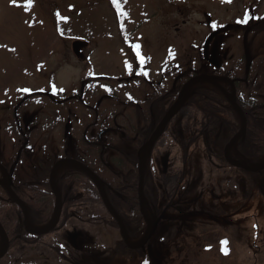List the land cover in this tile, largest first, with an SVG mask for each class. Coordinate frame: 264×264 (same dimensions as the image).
Segmentation results:
<instances>
[{"label": "rangeland", "instance_id": "rangeland-1", "mask_svg": "<svg viewBox=\"0 0 264 264\" xmlns=\"http://www.w3.org/2000/svg\"><path fill=\"white\" fill-rule=\"evenodd\" d=\"M119 1L123 8L121 15L114 11L117 0H31L30 3L29 0H0V136L5 126L1 117L6 112V105L11 103L12 110L13 104L20 99L17 91L23 88H40L59 100L72 95L73 89L79 92L80 83L85 82V90L94 89V93L84 94L88 102L84 116L90 114L89 118H93L94 114H102L106 124H119L122 131L130 127L129 134L133 125L139 129L148 125L151 98L147 94L156 81H162L159 88L162 91L179 89V92L186 83L183 84L185 77L196 71L227 78V72L233 71V65H236V72L245 73L246 70L249 74L238 84V89L249 87L254 94L248 97L244 90V97L254 103L262 100L264 51L261 44L259 48L258 41L264 38V32L261 33L259 28L264 25V0ZM247 7L256 16L255 20L239 24L241 30L238 34H224L236 27L233 23L245 20L243 13ZM212 29L217 31L216 36L211 37L209 49L214 44L216 53L213 57L219 63L214 71L207 69V65L201 68L202 44ZM216 43H219L218 51ZM133 56H138L136 60L140 62H136ZM253 58H257L256 61H252ZM15 94L18 97L12 98ZM39 94L31 92L30 105L20 106L21 129L26 119L30 120L28 129L34 135L40 132L39 129L49 128L48 131L56 134L53 148L66 144L67 134L70 138H79L81 119H84L79 110L81 106L72 100L58 105ZM236 94L239 95L237 91ZM237 99L235 104L243 115ZM44 100L47 104L40 105ZM94 105L97 106L96 112ZM179 109L173 114L168 134L164 136L171 141L168 150L172 151L170 156L174 159H168L165 148L145 157L144 167L147 169L152 162L149 166L154 171L157 185L154 214L162 215L156 224V235L148 242L149 249H144L141 254L120 247L117 228L110 224L106 215H98L106 214L101 202L84 196L73 201L67 213L71 217L63 219V225L56 233L41 239L43 246H25L22 253L24 264H39L42 259L36 258V254H44L48 259L53 256L54 264H264V196L261 195L264 181L247 182V177L243 180L232 173L233 169L218 166L221 157L207 151L213 147L215 136L199 133L196 125L183 121L187 117L178 116ZM185 113L188 116L190 110L186 109ZM56 114L61 115V121L55 125L60 133L67 132L65 135L61 133L60 137L52 131L53 127L43 128L49 122L45 121L47 117ZM23 115H27L25 120ZM74 117L77 120L74 121ZM182 127L186 130L183 131ZM191 135L193 137H189ZM182 139L188 140L184 158L179 145ZM174 146L180 151L173 149ZM109 156L112 158L111 152ZM111 168L114 169V163ZM129 168L130 172L138 171L135 167ZM178 174H182L179 179ZM27 177L25 180L32 182L29 186H36L33 177ZM114 177H119L116 172ZM176 179L180 183L178 186L186 187L191 195L186 198L191 206L182 205L183 210L177 212L163 206L166 197L171 196L172 202L176 200L177 190L173 192L171 188ZM215 190L233 197L230 202L237 206H227L224 197H221V203L216 201L228 212L226 223L216 216L213 221L188 214L197 209L203 211L205 200ZM25 191V199L29 198L27 191L30 197L33 196L29 188ZM75 192V196L82 195V192ZM11 193L16 194L12 188ZM136 197L140 196L136 194ZM9 198L19 210L16 197ZM55 204L54 197L52 207ZM144 205L149 213L147 209L151 207L147 199ZM13 212L8 214L10 218H13ZM66 225L72 226L77 233L70 230L64 233ZM144 230V227L140 228L137 235ZM192 233L195 236L191 237ZM130 238L132 241L140 239L134 235ZM223 241L227 243L223 244ZM14 255L17 257V253ZM11 259L7 255L1 264H7Z\"/></svg>", "mask_w": 264, "mask_h": 264}, {"label": "flooded vegetation", "instance_id": "flooded-vegetation-1", "mask_svg": "<svg viewBox=\"0 0 264 264\" xmlns=\"http://www.w3.org/2000/svg\"><path fill=\"white\" fill-rule=\"evenodd\" d=\"M260 32H264V25H261ZM235 66L236 65H233V71L227 72V78L231 79L232 83L229 81H221L218 84L203 86L210 95L207 99L205 98L204 100L203 98L195 99L194 95L198 93V91L194 90V92L185 100V102L180 107L178 116L183 115L184 117H187L184 118L183 121L189 124L193 123V125H196L199 133L204 134L207 137H210L211 135L215 136L214 140L212 139L213 147L211 149H207V151L211 154H214L215 156L221 157L219 162H217L218 166L222 168L233 169V174L239 175L243 180L244 177H247V182L252 180L263 182L264 168L259 171H250V169L260 165L264 161V94H262L263 96L260 97V99L262 100L257 103L251 102L250 100L246 99L244 97L245 92L248 97H251V94L254 93L248 90L250 89L249 87H244L242 90H239L238 84L242 83L243 80H245L246 75L249 74L246 73V70L245 73L244 71L236 72ZM178 69L179 68H177V70ZM185 81L186 80L184 79V82ZM84 83L85 82H82L79 92H71L72 95H66V97L59 100L51 97V94H49L50 92L40 91V94L36 92V94H39L42 97L45 96L47 100L50 99L52 102L54 101L55 104L58 105L67 102L68 100H72L76 101V103L81 106L79 110L81 111L82 118H84L81 119V136L79 138H70L68 137L67 132H61L63 135L67 134L65 136L68 141L65 142L66 144L63 145V143H61L55 148H53V146H55V141L57 140L55 138V132L51 133V131H48L49 128H45L39 129L40 132H35L34 135L28 129L30 120H25L27 115H23L25 120L24 122L26 123H24L23 128L21 129L22 116L21 113H18V111L20 106L22 105V102L24 101L23 98L19 101L18 105H14L12 112L10 111V107L6 106V112L4 113L3 117H1V121L5 122V126L4 129L1 130L2 136H0V166L6 172L8 179H6L5 175L3 176L2 169L0 168V181H2L3 183L8 182L10 188L15 191L17 197L22 200L25 205V189L29 188L27 187V185L29 186V184L32 183L31 180H25L28 179L27 176L29 175L31 176L30 178L33 177L34 179V184L36 185L35 189H40L44 193L46 188L49 187L48 185H50L52 178L56 190L62 197H76V199H79V197L85 196L91 197L93 200L100 201L99 198H95L100 197V195L96 192V190H92V188L95 187L91 182L90 177L86 173L73 167L72 165H68L65 170H58V163L65 159H73L82 163L87 168H89L96 176L102 179L104 182V189L108 197H111L110 191H114L113 186L116 185L115 183L117 181H119L120 184H123V186L129 187L128 178H126V176H123L121 178L114 177V172L116 170L113 168L111 169L110 167L114 163V166L119 171L122 170L127 175V177L131 176L132 172H130L129 167L132 166L136 168V166L133 165V162L137 159V157H139L138 149L142 147L144 148V145L161 122L162 118L166 114V111L174 103L179 93V89L173 92H165L164 90H160V84L162 83L161 80L156 81L155 84H152V90L149 94H147V97L151 98L150 104L148 105L149 123L145 128L142 129H139V127L133 125L132 129L135 131L131 129L129 134V131L127 132V130H129L130 127H128L126 131H122L119 130L121 126L119 124H106L102 114H94L93 118H89L90 114L84 116V114L86 113L85 110H88V102H86L84 94L89 93L88 95H90L91 92L94 93V89L91 91L85 90ZM232 89L234 91L235 99L238 98L237 100L245 119L244 134L241 135L236 146H234L233 144L230 145L229 141L241 129L242 119L234 109L233 104L230 101V97L232 96ZM236 91L239 95L236 94ZM201 93L202 92H199V94ZM91 95L96 97V94ZM254 99H257L255 98V95ZM200 101H205V106L209 107L210 109L206 110L201 108L202 104ZM44 104H47L45 100L43 101L42 106ZM98 105L99 104L97 103V106ZM189 105L193 109H191ZM97 106H93L95 112L97 111ZM88 107L89 109L91 108V106ZM186 109L190 110V114L188 116L185 113ZM71 110L72 108L68 109L69 112ZM60 116L61 115L58 114L48 116L45 121L49 122L45 123V125H43V128L48 126L53 127L52 131H56L58 133V136L61 135L60 130L57 128V125H55L56 122L61 121L59 120ZM70 117L68 118L69 123L71 122ZM206 117H209V119H206ZM85 118H87L88 120ZM73 120H77L76 117H74ZM171 120L172 118L169 120V122ZM169 122L165 125L161 135L158 136L156 141L148 150L149 155H154L155 151L165 148L166 153L169 154L168 159H174L170 156L172 154V151L168 150L171 141L164 137L168 134L167 129L169 126ZM67 126L69 125L67 124L66 127ZM66 127L64 125L65 129ZM182 130L185 131L186 128L182 127ZM182 133L183 132L179 134ZM189 137H193V135ZM31 139H33V142L30 141ZM187 141V139H182L179 142L180 148L182 150V158L185 157L187 151ZM174 148L178 147L174 146L173 149ZM110 152L112 153V158L109 156ZM121 153L123 155H121ZM225 153L229 155L225 157ZM256 153H259V155L260 153H262V155L259 157H252L258 156L253 155ZM127 154H130V160ZM152 161L153 163L155 162L154 159H152ZM239 161H241L243 164H240ZM150 164L152 165V162H149L147 167V193H145V195L148 198V202L151 207L149 208V213L157 218L161 214H154L156 211L155 202L157 197L155 196H157V185L153 176L154 171L149 166ZM179 166L180 165H178V167ZM53 168L54 171L51 174ZM164 169H167V166ZM133 173L135 174V176L137 175L136 170L133 171ZM184 174L185 172L183 169V175ZM181 175L182 174H178V179ZM223 175L225 176V174ZM178 179H176L175 183H177ZM177 184L179 185L180 183L178 182ZM135 187L137 194L138 187L136 186V184ZM256 188H258V186H256ZM75 191L82 192V195L75 196ZM175 191L176 190L173 189V192ZM35 192L36 194L31 197H48L47 206L48 203H50V207L52 206V201L55 197L52 193L51 196H45L39 194V191ZM215 193L216 190L213 192V194H210L211 197L213 196L212 198L209 197L208 200H205L204 204H206V206L205 208H203V211L197 209L195 211H189L188 214L192 216H202L204 219H212L213 221H215L214 216L210 214L213 211L207 210V206H213L212 199H215L216 201L221 203V197H224V201L226 202L227 206H232L233 204V202H230L232 201L233 197H226V195ZM27 194V197H30L29 191H27ZM261 195L264 196L263 191H261ZM9 197H11V195L8 192L7 188L0 184V206H2L3 208L0 214L4 217L3 219H0V223L3 226L9 239V247L6 251V254L0 259V264L1 261L4 260V257H7V255H10V257L12 258L10 261H8L9 263L7 264H22V262L24 264L25 257L22 255V253L26 250L25 246L30 245L26 242L23 236H21V234L26 230V226L23 223L24 216L21 208L19 207L18 210L16 207L17 205L12 203ZM73 201L74 198L70 202L63 203L60 220H63L65 218L68 219L71 217L70 213H67L68 208L73 205ZM163 204L165 208L168 206L170 207V210H175L176 212L179 210H183L180 207L182 205L184 207H186L187 205L191 206V203H189V201H186L185 196L181 195L179 191H177V197L175 201L172 202V197L170 196L164 199ZM26 207L28 206L26 205ZM9 208L14 210L13 217L16 218L17 226H14L15 222L13 220H10V216L8 214L12 213V210L8 212L6 211ZM162 212H164L163 209ZM172 212L174 213V211ZM28 213L30 224L32 225V223L34 222L31 220L29 209ZM166 214L171 215L170 213ZM138 229L139 226L135 228V231ZM66 245L69 244L66 243ZM34 246L41 247L43 246V244L39 242L33 245V247ZM66 249L68 248L66 247ZM16 253L17 257H15L14 255ZM63 254L66 255V253ZM52 257L53 256L49 257L48 259L47 256H44V254H41L40 256L36 254V258L42 259L39 264H54L52 263V261L54 260ZM56 258H58V255H56Z\"/></svg>", "mask_w": 264, "mask_h": 264}, {"label": "trees", "instance_id": "trees-1", "mask_svg": "<svg viewBox=\"0 0 264 264\" xmlns=\"http://www.w3.org/2000/svg\"><path fill=\"white\" fill-rule=\"evenodd\" d=\"M263 47H264V42H263ZM264 51V50H263ZM257 58H253L252 61H256ZM253 67V65H251ZM254 68V67H253ZM198 93L194 95L195 99L203 98V100L208 98L209 92H207L202 85H198L195 88ZM199 92H202L199 94ZM201 102V108L203 109H210L209 107L205 106L206 102L205 101H200ZM206 119H209V117H206ZM253 155H258V156H252V157H259L262 155V153L259 154H253ZM126 178L129 180V187L123 186V184H120L119 181H117L115 186H113L114 191H116V195L114 197H109L110 201L113 203V206L115 209L118 211L120 214L121 218L124 220L126 228L130 231L131 234H135V228L139 225V222L141 220L139 211H138V201L136 197V176L132 172L131 176ZM29 190H32L33 195L36 194L35 191H39L38 193L41 195H44V192L41 191L40 189L37 190L35 189V186H28ZM42 189V188H41ZM43 190V189H42ZM112 191H110L111 193ZM47 199L48 197H29L27 198L26 204L28 206V209L31 214V220L33 222L36 221H45L47 220L52 211V206L50 207V203H48L47 206ZM78 199H75L74 201H77ZM70 202V201H69ZM3 208H0V212H2ZM3 215L0 214V219H3ZM10 220H13L15 222L14 226H17L16 224V218H10ZM137 231V230H136ZM28 236V235H27ZM16 239V236H15Z\"/></svg>", "mask_w": 264, "mask_h": 264}, {"label": "bare ground", "instance_id": "bare-ground-1", "mask_svg": "<svg viewBox=\"0 0 264 264\" xmlns=\"http://www.w3.org/2000/svg\"><path fill=\"white\" fill-rule=\"evenodd\" d=\"M138 154L140 155L139 157H137V159L133 162V165H135L136 167H143L144 163H145V151H144V148H139L138 149ZM256 154H259V153H256ZM128 157H129V160L131 158L130 154H127ZM229 154L225 153L224 156L227 157ZM65 167V166H64ZM156 167H158V165L156 164ZM91 180V179H90ZM91 182L93 183L94 187H95V190L97 193H99L101 195V190L100 188L98 187V185L93 182L91 180ZM49 187L46 188L45 190V193L44 195L45 196H51V193L55 196V199H56V194L54 192V189H56L54 186L52 185H48ZM171 188L172 189H175L177 191H179L181 193V195L185 196V198H188V197H191V195H189L187 193V188L185 187H180L178 186L177 183H173L171 185ZM243 194L245 195V192H243ZM105 195L107 196V193H105ZM114 195L117 196L116 194V191H112L110 193V196L111 197H114ZM249 196V195H248ZM247 196V197H248ZM59 197H60V205L61 207L63 206V203H67L69 201H71L73 198L74 200L76 199V197H62L60 194H59ZM108 197V196H107ZM212 205L213 206H207V210L209 211H213L212 209L214 208V211L211 212L210 214L213 215V216H216L217 218H219L222 222L226 223L227 222V213L228 212H225L223 209H221L219 206H218V203L216 202L215 199H212ZM206 204H204V207L205 208ZM233 208H237L236 205L233 206ZM105 213L106 214H103V213H98L99 216H102V217H105V215L109 218V222L110 224H112L113 226H118V223L116 221V219L110 215L109 211H106L105 210ZM215 218V217H214ZM121 219V222L124 223V220L120 217ZM54 220L53 217H49L47 220L45 221H36L32 224V226L29 227V229L25 230L21 236H23V238L26 240V242L30 245H35L36 243H39L41 241L42 238L44 237H48L49 235L53 234V233H56L57 229L59 228L60 225H63L61 224V222L63 220H60L58 219L57 223L49 230H47L48 228V225H50V223H52ZM216 220V218H215ZM140 227H150L153 229V231H156V226H153V225H148L144 220H140L139 222V225ZM67 230H70L72 233L76 234L77 231L75 229H73L72 226H68L66 225V229L64 231V233H67ZM71 233V234H72ZM28 235V236H27Z\"/></svg>", "mask_w": 264, "mask_h": 264}, {"label": "water", "instance_id": "water-1", "mask_svg": "<svg viewBox=\"0 0 264 264\" xmlns=\"http://www.w3.org/2000/svg\"><path fill=\"white\" fill-rule=\"evenodd\" d=\"M196 79H203V80H209V81H214L215 79H217L216 77H213V76H205V75H202L200 77H197L194 80ZM193 81H189L187 83L190 84V82H193ZM187 83L184 85V87L182 88L181 92H180V95L177 99V101L175 102V104L173 105L171 111L169 112V114L166 116V118L163 119V121L161 122V124L158 126L157 130L154 132V135L152 136L151 140H153L157 135H159L161 133V131L163 130L165 124L167 123V121L169 120V118L175 114V112L178 110V108L180 107L181 103H182V99H181V95L183 94L184 90L187 88ZM231 102L232 104L237 108V110L239 111L240 109L237 107V105L235 104V101L234 99L232 98L231 99ZM239 113L241 114V117H242V125H241V129L240 131L238 132V134L230 141L231 143H234L237 138L242 135L244 133V128H245V121H244V117L241 113V111H239ZM150 140V141H151ZM77 166H79L82 170H85L89 176L92 178V180L98 185V187L102 188L101 190V198H102V201L103 203L105 204L106 208L108 209V211L112 214V216L116 219L117 223H118V227H119V231H120V234H121V237L122 239L124 240L125 244L128 246V247H131V248H138L140 247L143 242H145L147 240V238L150 236V234L153 232V229L150 228V227H147V232H146V235H145V239L138 243L137 245H130L128 240H127V236H126V231H125V228H124V225L123 223L121 222V219L119 217V215L117 214V212L114 210V208L112 207V205L110 204L108 198L106 197L105 195V192H104V189H103V185H102V182L101 180H99L95 174H93L88 168H86L85 166H83L82 164H80L79 162H76V161H73ZM264 167V163L262 165H260L258 168L256 169H261ZM141 179H142V175L140 176V189H141ZM7 187V189L11 192V188L9 187V184H6L5 185ZM54 192L56 194V210H55V214H54V220L52 223H50V225L48 226L47 230L51 229L58 221L59 219V215H60V212H61V205H60V197H59V194L56 192V190L54 189ZM141 193L140 192V197H141ZM13 194V193H11ZM14 195V194H13ZM14 197H16V200L18 202V204L20 205L22 211H23V214H24V225L26 226V229L28 230L29 227L27 225V222H28V213H27V210H26V207L25 205L23 204V202L21 200H19L17 198L16 195H14ZM145 222L148 224V225H152L149 221V219L147 217H145ZM0 236H1V240H2V243H1V248H0V258L4 255V253L6 252V249L8 247V238H7V235L5 233V231L3 230L2 226L0 225Z\"/></svg>", "mask_w": 264, "mask_h": 264}, {"label": "snow or ice", "instance_id": "snow-or-ice-1", "mask_svg": "<svg viewBox=\"0 0 264 264\" xmlns=\"http://www.w3.org/2000/svg\"><path fill=\"white\" fill-rule=\"evenodd\" d=\"M30 2H31V0H29V3H30ZM137 47H138V46H137ZM222 243H223V244H226V243H227V241H223Z\"/></svg>", "mask_w": 264, "mask_h": 264}]
</instances>
